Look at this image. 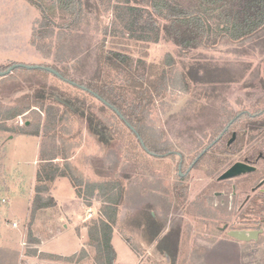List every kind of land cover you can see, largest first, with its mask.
Segmentation results:
<instances>
[{
	"label": "trees",
	"instance_id": "obj_1",
	"mask_svg": "<svg viewBox=\"0 0 264 264\" xmlns=\"http://www.w3.org/2000/svg\"><path fill=\"white\" fill-rule=\"evenodd\" d=\"M27 1L38 11L30 43L45 57L52 56L53 63L34 70L16 68L0 77V101L8 105L0 109V132L40 138L28 226L40 212L56 208L57 201L50 192L52 184L58 178H67L77 199L100 202V218L86 224L92 264H113L116 254L112 236L124 201L123 181L116 175L104 177V169L96 167L101 166L100 160L94 161L97 180H86L70 162L78 146L70 127L72 122L77 116H85L91 128L94 111L100 107L104 121L95 124L94 132L99 138L100 131L110 133L120 153L127 150L129 134L134 165L138 168L139 136L147 150L159 152L149 124L156 103L169 88L187 93L199 90L203 97L218 98L226 87L244 81L252 65L248 61L218 63L202 56L189 60V52L210 49L225 41L236 44V56L249 57L254 52L264 56V0ZM80 33L84 39L87 33L89 41L85 54L73 63L74 36ZM161 43L175 45L179 58L166 53L162 64L147 62L149 47ZM42 67L55 70L60 77ZM20 71L32 72L35 78L28 80L30 91L26 93L19 90L13 76ZM263 98L261 95L257 99L255 118L264 115ZM26 112L32 117L18 126L17 117ZM249 113L241 114V118L252 120ZM258 124L257 144L264 152V123ZM150 162L152 159L147 156L146 164ZM120 231L133 250L139 247ZM27 236L29 243L39 244L30 232ZM90 251L82 249L79 254L64 257L30 249L27 256L49 262L87 264ZM18 255V250L0 247V264H17Z\"/></svg>",
	"mask_w": 264,
	"mask_h": 264
},
{
	"label": "rangeland",
	"instance_id": "obj_2",
	"mask_svg": "<svg viewBox=\"0 0 264 264\" xmlns=\"http://www.w3.org/2000/svg\"><path fill=\"white\" fill-rule=\"evenodd\" d=\"M37 17V9L27 0H0V71L5 70V68L10 65L40 67L41 65H51L53 63L52 56L45 57L30 43L33 25ZM86 36L88 37L87 33ZM87 37L84 39L82 37V33L78 36H74L75 42L73 43V50L75 60H73V63H75L76 58L85 54L87 45L86 41H89V37ZM235 45L236 44H228L224 41L213 48L210 47V49L192 50L188 53L187 59L191 60L194 57L202 56L206 60H212L218 63L251 62V68L244 81L226 87L222 90L221 97L218 98H215L214 96H210V98L203 97L201 96L199 90H191L187 93L183 90H179L178 88H169L166 92V96L156 103V108L151 116L152 120H150L149 126L152 127L155 135L156 129H158L161 125L172 126L178 122L177 115L180 113L185 114V112H187L186 110L191 98L205 100L216 99L218 102L220 100L223 105L222 113L224 115V121H220L218 123L221 124L220 126L227 124L229 120L234 115L239 113L241 109L253 114L258 110V108L255 107L257 99L261 95H264V56L259 55L257 52L252 53L249 57L236 56L234 53ZM166 53L172 54L174 58H179L180 55L176 46L172 43H161L158 45H151L149 47L148 57L146 60L147 62L161 63L166 56ZM31 73L32 72L20 71L13 75L15 77V81L19 84V90H22V92L26 93L28 90L30 91L31 82H28V80L35 79L33 78L34 75H31ZM35 76L37 77V75ZM58 79L59 78L57 77L55 78L56 81H59ZM25 80H27V82ZM211 85L216 84H204L203 86L206 87ZM71 93H74V90ZM75 93L77 94L80 92L75 91ZM87 101L86 104L90 105L91 102ZM6 103L7 102L5 101H0V109H5L6 106H8ZM94 105L97 106V103L94 102ZM100 110L101 108L98 107V110L94 111L95 120L92 121L91 128L89 127L85 116H77L72 122L70 127L72 134L75 135V144L78 146L73 150L70 162L81 172L86 180H97L98 177L95 173L94 161L100 160L101 166L96 164V167L104 169V177L116 175L123 181L124 201L119 207L118 222L114 228L112 236V246L116 254L115 262L113 264H160L159 258L156 259L150 253V235L148 234L149 236L146 237L148 238L146 240L147 243H144L145 241L140 240V235L138 233L141 224V218L139 215L143 211H141V208L154 213L156 216H160L162 213L161 206H159L154 200V197L140 198L134 195L132 197H128L129 190L127 187L125 188V181L128 179V171L126 170L127 152L126 150H123V154L119 152L117 141L115 138L110 136V133L107 135L106 131H100L99 138L97 133L94 132L93 129L96 128L95 124L99 121H104L103 114L101 113L102 111ZM213 113H218V111H210L211 120H213ZM31 117V113L28 114L26 112L23 115L18 116L16 122L18 126H22L25 123V118ZM19 120L22 121V125H19ZM211 120L210 123H213ZM11 122L12 121L9 123ZM259 122L264 123V115L258 116L252 120L241 118V120L234 124V129H242L243 131H246L243 133L242 137L243 146H257L258 151L263 152L257 144L258 136L256 128H258ZM3 137L2 140L1 138L0 140L7 145V147L3 149L4 152L2 156L5 161H3V164H6L7 168L11 167L10 161L15 158H20V162L17 166L18 169H24L23 171H27V173H29L32 168H35L32 163L33 160H37L38 155L35 138L34 140L25 138L28 139L26 140L27 142L24 140L8 142V138L5 137V134ZM130 137L131 136L128 134L126 147L129 143H131ZM38 139L40 141V138ZM35 156L36 159H34ZM152 162L155 163V160L152 159ZM157 162L159 164V161ZM7 172L8 169L5 171L6 174H0V182L2 184L0 187V201L4 199L9 202V204L0 202V225L3 227L5 221H7L9 222L7 224L11 227V224L15 222L17 224V228H13V231L11 230L12 227L9 229L2 228L4 233H6V231L7 233H11V237L15 241H18L23 237L28 242L27 235L30 232L32 239H35L38 242L41 240L43 243L41 248L43 252L60 254L64 257L70 256L74 253L79 254L82 249L90 251L88 246V227L86 224L91 221V219L100 218L98 217L100 216V214H98L100 202L93 199L86 203L77 199L69 180L67 178H58L53 182L50 191L54 199L57 201L56 208L40 212L35 218L33 224L28 226L27 195L30 184L27 183L26 176L23 179V182H16L17 177ZM138 175L139 173L136 174V179L138 178ZM147 179H149L153 184L155 182L154 173L148 176ZM16 185L22 188L20 194L17 196L14 195L12 193V189H10L14 188V186L16 187ZM125 191L126 194H124ZM145 200L147 203L150 202V205H146L147 207L141 206ZM167 200L168 199H164V201ZM129 207L132 210L131 214H129ZM87 208L91 209L94 216L85 220L84 217ZM169 214H171L170 219L175 225L174 235L180 236L184 242V239H186L185 234L188 233V237H194V239L192 238L195 241L194 243H198V240H195V238L200 235H192L194 227H190V222L186 220V218L182 219L177 216H173V213ZM129 216H131V218ZM187 224L189 226H187ZM223 226L225 225L221 224L220 228ZM120 229L131 237L132 241L136 244V247L139 245L140 248L137 247L138 249L136 248L133 250L132 247L124 241ZM133 229H135L137 233L134 232ZM214 232V238L210 239V241H204L205 246L204 248L199 249V251H193V248L190 246V249H188V244L182 243L178 250V255L180 256L178 264H241V261H244L247 264H264V238L251 244L250 246H247L246 250L244 249L243 251L239 248L240 244L228 239V237L224 236V233L219 231ZM181 234L183 235L181 236ZM20 241L19 248L17 246L18 253L20 252ZM28 244L31 248L24 249L26 257H28L27 251L30 249H37L39 252H42L40 247H36L35 244L29 242ZM197 245L200 244L198 243ZM243 246H245V244ZM220 248H226L229 250L220 251ZM30 259L32 258L30 257L28 260L31 261ZM92 260L93 252L90 251L85 262L87 264H92ZM244 262L242 263L245 264ZM22 263L23 262H20V257L18 255L17 264ZM62 263L65 262L40 261V264ZM67 263L72 264L70 262Z\"/></svg>",
	"mask_w": 264,
	"mask_h": 264
},
{
	"label": "flooded vegetation",
	"instance_id": "obj_3",
	"mask_svg": "<svg viewBox=\"0 0 264 264\" xmlns=\"http://www.w3.org/2000/svg\"><path fill=\"white\" fill-rule=\"evenodd\" d=\"M212 110L218 111L213 113V120L210 119ZM186 111L177 115L176 124L161 125L156 129L158 153L147 150L139 136L138 168L134 165L131 143L126 150L128 179L125 187L129 190L128 197H154L161 206L160 216L141 208L143 214L139 215L141 224L138 233L144 243L150 235V253L159 258L160 264H178V250L182 243L188 244V249L191 247L193 251H199L204 248V241L214 238V231L228 237L227 232L231 230L264 228V152L258 151L257 146H243L242 137L246 131L234 129V124L241 120V114L248 111L241 109L223 126L218 124L224 121L220 100L191 98ZM247 116L256 117L253 113ZM130 131L138 137L133 129ZM147 156L155 163L147 165ZM235 163H244L253 170L219 180ZM152 173L155 177L153 184L147 179ZM147 204L150 205V202L145 200L141 206ZM131 211L129 207V214ZM169 213L190 222V227H194L192 235H200V240L195 238L200 245L195 244L194 237L189 238L188 233L184 242L180 236L174 235L175 225ZM221 224L225 225L224 230L220 229ZM133 231L136 232L135 229ZM263 238L260 237V240ZM228 239L235 241L230 237Z\"/></svg>",
	"mask_w": 264,
	"mask_h": 264
},
{
	"label": "crops",
	"instance_id": "obj_4",
	"mask_svg": "<svg viewBox=\"0 0 264 264\" xmlns=\"http://www.w3.org/2000/svg\"><path fill=\"white\" fill-rule=\"evenodd\" d=\"M5 134V137L6 138H8L7 140H8V142L10 141V142H15V141H20V140H24L25 142H27L26 140H28V139H25V138H30V140H34V138H35V141H36V145H37V154H38V146H39V139L37 138V137H32V136H24V135H12V134H8V133H6V132H4V133H0V138H1V140H2V137H3V135ZM3 139H4V137H3ZM0 140V141H1ZM5 147H7V145H6V143H3V141H1L0 142V174L1 175H3V174H6L5 173V171L8 169V172L7 173H9V174H12V175H15L16 177H17V179H16V182H23V179L25 178V176L27 177V183L28 184H30V186H29V191H28V195H27V197H28V206H27V208L29 207V202H30V198H31V196H32V186H33V182H34V176H35V170H36V161L37 160H33V166H35V168H32L30 171H29V173H27V171H23L24 169H18L17 168V166H18V164H19V162H20V158L18 159V158H15L14 160L13 159H11V164H10V168H7V165L6 164H3V161H4V157L2 156V154H3V149L5 148ZM38 156V155H37ZM34 159H36V156H35V158ZM5 162V161H4ZM2 186V184H1V182H0V187ZM10 189H12V193L14 194V195H19L20 194V191H21V187H19L18 185H16V187L14 186V188H10ZM1 203H5V204H9V202L7 201V200H4V199H2L1 201H0ZM7 223H9V222H7V221H5V223H4V225H3V227H1V225H0V246L1 247H4V248H7V249H13V250H18L17 249V246H18V248H19V241L20 240H22L23 239V237L22 238H20L18 241L16 240H13V238L11 237V233H7V231H6V233H4V230L2 229V228H11L10 227V225L9 224H7ZM64 226V225H63ZM65 227V226H64ZM11 230L13 231V228H11ZM4 233V234H3ZM38 239H39V237H38ZM18 243V244H17ZM39 245L38 244H35V246L36 247H40V250L42 251V246H43V243L41 242V240L39 241ZM15 244V245H14ZM227 244V243H226ZM251 244H253V243H250V244H245V246H240L239 248L241 249V250H243L244 251V249L246 250V248H247V246H250ZM13 245V246H12ZM222 248H223V246H222ZM227 251V250H229V249H226V248H224V249H221L220 248V251ZM43 252V251H42ZM60 255V254H59ZM63 256V255H62ZM240 256H241V254H240ZM31 261H29L30 263L29 264H40V261H43V260H40V259H36V258H32V259H30ZM244 260V259H243ZM242 262H244V261H241V264H243ZM245 264H247L246 262H244Z\"/></svg>",
	"mask_w": 264,
	"mask_h": 264
},
{
	"label": "water",
	"instance_id": "obj_5",
	"mask_svg": "<svg viewBox=\"0 0 264 264\" xmlns=\"http://www.w3.org/2000/svg\"><path fill=\"white\" fill-rule=\"evenodd\" d=\"M16 68H26L28 70H34V69L41 68V67H34V66L27 67V66H24V65H11L5 71L0 72V76L1 77L2 76H6V75L10 74ZM42 68L44 70L48 71L49 73L60 77V75L55 70H53V69H51L49 67H42ZM95 97L100 99L97 95H95ZM103 103H105V102L103 101ZM127 127L132 129L129 124H127ZM251 170H253V168L247 166L244 163H235L233 166H231L228 170H226L219 177V180H227V179H230V178H234V177L240 176L242 174H246L248 172H251ZM220 229L224 230L225 226H223ZM227 236L232 238V239H234L238 243H243V244L256 243V242H258L260 240V237L264 236V228L258 227L256 229L252 228L250 230H245V231H233V230H231V231L227 232Z\"/></svg>",
	"mask_w": 264,
	"mask_h": 264
},
{
	"label": "built area",
	"instance_id": "obj_6",
	"mask_svg": "<svg viewBox=\"0 0 264 264\" xmlns=\"http://www.w3.org/2000/svg\"><path fill=\"white\" fill-rule=\"evenodd\" d=\"M21 123H22V121L19 120V125H22ZM93 216H94V214L91 211V209L90 208H87L86 211H85V217H84V219L85 220H88V219L92 218ZM11 227L12 228H17V224L15 222H13L11 224ZM29 248H31V246L29 247L28 242L25 240V238H23L20 241V252H19L20 262H23L22 264H29L30 263L29 260H28L29 258L25 256L26 254H24V249H29ZM62 264H68V263H62Z\"/></svg>",
	"mask_w": 264,
	"mask_h": 264
}]
</instances>
